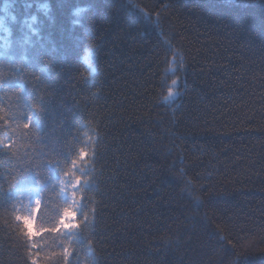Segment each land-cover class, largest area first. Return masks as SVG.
Wrapping results in <instances>:
<instances>
[{
    "label": "trees",
    "instance_id": "1",
    "mask_svg": "<svg viewBox=\"0 0 264 264\" xmlns=\"http://www.w3.org/2000/svg\"><path fill=\"white\" fill-rule=\"evenodd\" d=\"M0 22V264H264V0H0ZM88 148L80 228L31 247L12 194L55 195Z\"/></svg>",
    "mask_w": 264,
    "mask_h": 264
},
{
    "label": "clouds",
    "instance_id": "2",
    "mask_svg": "<svg viewBox=\"0 0 264 264\" xmlns=\"http://www.w3.org/2000/svg\"><path fill=\"white\" fill-rule=\"evenodd\" d=\"M43 13L50 11V6L45 3L39 6ZM87 9H74L72 15L80 17ZM35 22V17L32 18ZM78 24V20L73 21ZM7 29L0 22V32L7 34ZM8 46L7 39L3 40V47ZM67 177L61 179L56 187L52 189L55 195L44 194L42 197L34 196L26 208L22 209L24 215H17V230L32 247L46 245L50 239L58 240L63 233L75 228V220L79 215V203L81 199L80 189L76 188L75 178L71 175V165L67 167ZM23 217V218H22Z\"/></svg>",
    "mask_w": 264,
    "mask_h": 264
},
{
    "label": "rangeland",
    "instance_id": "3",
    "mask_svg": "<svg viewBox=\"0 0 264 264\" xmlns=\"http://www.w3.org/2000/svg\"><path fill=\"white\" fill-rule=\"evenodd\" d=\"M28 21H29V23L33 22L32 18H30ZM4 39H6L5 33L4 32H0V43H1L2 46H3V40ZM83 62L85 64V66L87 67V69L89 70V72L93 73L94 67H93L92 55H91L90 52H86L85 56L83 57ZM176 86L177 85L174 86L173 84H171L170 90L175 92ZM168 96H169V94H168ZM168 96H167V98H168ZM164 100L166 102V98ZM173 100H169V101L171 102ZM169 101H167L166 103H168ZM84 151L87 153L86 160L79 162L78 168H77V170L75 172V175H79V176L82 177L81 186L79 188L80 191H81V188L85 185V181H84V177L83 176L86 173V169L88 168L89 159L91 157L89 148L87 150H84ZM81 168L83 169V171H80ZM70 178L71 177H65L64 179H70ZM36 190L37 189L30 187V188H27V189H18L12 194V197H13L15 203H16V214L17 215H24L25 214L22 211V209H24V208H26L28 206L29 201L34 196H37V191ZM80 204H81V202L79 203V206H78L79 209H80ZM74 231H76V230H72L70 232H67L66 234L73 233Z\"/></svg>",
    "mask_w": 264,
    "mask_h": 264
},
{
    "label": "snow or ice",
    "instance_id": "4",
    "mask_svg": "<svg viewBox=\"0 0 264 264\" xmlns=\"http://www.w3.org/2000/svg\"><path fill=\"white\" fill-rule=\"evenodd\" d=\"M172 84L175 86L177 85V81L176 80H173L172 81ZM180 95V93L178 91H175L173 92L172 90L169 91V96L168 98H166V102L169 101V100H173L175 99L176 97H178ZM29 120L32 119V117H29L28 118ZM24 127L27 129V128H30L31 127V124L30 123H25L24 124ZM11 147L9 144H0V148H9ZM86 157H87V153L84 151V150H81L79 152V157L78 159H72L71 160V167H72V172H71V175L75 178V181H76V188H80L81 186V180H82V177L79 176V175H75V172L78 168V164L79 162L81 161H85L86 160ZM80 171H83V169L81 168ZM69 175L68 172H64V176L67 177ZM49 183H50V180L49 181H45L41 187L39 189H37V196L36 197H42L45 193V191L49 190ZM87 184V182L85 181V185ZM54 188V187H53ZM52 188V189H53ZM51 189V190H52ZM83 197H81L80 199V202L82 201ZM23 218V217H22ZM85 219H87V217H85ZM82 221L79 219V215H77L76 217V220H75V228L71 229L70 231L72 230H76V229H79L80 228V225H81ZM69 231V232H70ZM33 248H35V245L32 246ZM68 252H67V249H65V255H67ZM33 264H35V261H33Z\"/></svg>",
    "mask_w": 264,
    "mask_h": 264
}]
</instances>
